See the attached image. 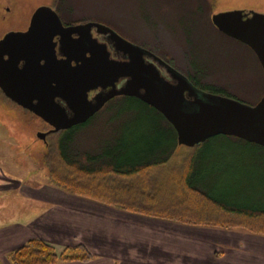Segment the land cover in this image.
Returning <instances> with one entry per match:
<instances>
[{
    "label": "rangeland",
    "instance_id": "rangeland-1",
    "mask_svg": "<svg viewBox=\"0 0 264 264\" xmlns=\"http://www.w3.org/2000/svg\"><path fill=\"white\" fill-rule=\"evenodd\" d=\"M41 6L53 8L66 23H96L111 28L126 41L169 62L207 92L221 90L223 95L250 105L262 94V70L255 55L243 43L220 32L212 16L236 9L264 13V0H0V38L25 29ZM154 121L159 123L155 125L159 132H168L169 124L151 106L119 96L89 124L49 133L47 141L52 144L72 136L73 150L98 156L117 151L123 140L142 133L138 129L146 130ZM47 130L41 118L0 95V168L7 177L49 179L45 152L50 147L39 137ZM144 133L157 135L156 130ZM199 150L203 156L199 158L205 163H197L196 170L208 188L217 186L221 195L231 196L241 205L264 206V148L219 135L197 144L178 143L161 149L167 154L163 166L179 169L182 175L184 161L195 158ZM170 189L174 197L180 195L176 185Z\"/></svg>",
    "mask_w": 264,
    "mask_h": 264
},
{
    "label": "water",
    "instance_id": "water-1",
    "mask_svg": "<svg viewBox=\"0 0 264 264\" xmlns=\"http://www.w3.org/2000/svg\"><path fill=\"white\" fill-rule=\"evenodd\" d=\"M212 22L223 34L248 46L264 70V13L224 11L214 14ZM94 28L98 34L109 35L127 60L111 59L107 45L93 37ZM75 35L78 38L73 40ZM57 37L67 56L58 70L49 65L56 59ZM40 52L46 54L45 67L40 65ZM70 53L80 56L76 66L71 65ZM20 59L26 62L21 71L17 69ZM14 69L21 72L24 86L10 81ZM53 77L54 87L50 84ZM124 79L126 84L118 88ZM0 87L11 100L50 124L54 132L84 124L112 98L128 96L161 113L177 131L180 144L225 135L264 147V95L250 105L202 90L153 52L126 41L111 28L96 23L65 26L48 6L34 12L27 31L9 32L0 41ZM98 88L111 89L91 99L90 93Z\"/></svg>",
    "mask_w": 264,
    "mask_h": 264
},
{
    "label": "crops",
    "instance_id": "crops-1",
    "mask_svg": "<svg viewBox=\"0 0 264 264\" xmlns=\"http://www.w3.org/2000/svg\"><path fill=\"white\" fill-rule=\"evenodd\" d=\"M0 201L3 264L34 239L59 253L84 246L93 256L61 264H264V235L134 213L73 195L49 179L7 177L1 168Z\"/></svg>",
    "mask_w": 264,
    "mask_h": 264
},
{
    "label": "trees",
    "instance_id": "trees-1",
    "mask_svg": "<svg viewBox=\"0 0 264 264\" xmlns=\"http://www.w3.org/2000/svg\"><path fill=\"white\" fill-rule=\"evenodd\" d=\"M253 54L260 64L256 54L254 52ZM260 67L263 88L255 104L264 95V70L261 64ZM193 83L199 86L195 81ZM211 93L244 102L235 96L223 95L224 92L221 93V90H212ZM152 109L169 124L168 132H159V128L156 127L159 123L154 121L153 125L147 127L146 130L138 129V132L142 133L133 134L132 132V139L128 136V140H123L117 151H106L98 156L81 153L79 150L72 149V136L61 138L52 144L49 143L50 149L45 152L46 161L50 166L49 180L55 186L73 195L134 213L169 219L187 225L239 228L250 233L264 235L263 205L238 204L230 198L231 196L221 195L217 186L208 188L204 183L203 175L196 170L197 163L203 164L204 162V159H200L203 157L202 150L193 155L195 158L184 161L185 168L182 170V175L179 169H174V167L168 169L169 167L163 166L167 162V154L161 149L175 147L179 143V137L165 117L153 107ZM90 121L76 127L87 125ZM153 130L157 132L155 137L144 133V131ZM174 185L180 192L178 197H174L170 189V186ZM186 195L195 198L198 203H193L191 201L193 199ZM183 197L186 200H183ZM92 258V254L84 246L66 248L59 253L53 245L40 239L27 242L10 255L12 264L88 262ZM0 264H3L1 259Z\"/></svg>",
    "mask_w": 264,
    "mask_h": 264
},
{
    "label": "flooded vegetation",
    "instance_id": "flooded-vegetation-1",
    "mask_svg": "<svg viewBox=\"0 0 264 264\" xmlns=\"http://www.w3.org/2000/svg\"><path fill=\"white\" fill-rule=\"evenodd\" d=\"M247 11V10H246ZM63 21V20H62ZM30 23H31V19H30V21H29V24L27 25V27L25 28V29H23V30H21V32H25V31H27L28 29H29V26H30ZM63 23H64V25L65 26H72V25H78V24H81V23H66V22H64L63 21ZM83 24V23H82ZM93 37L94 38H96L97 40H98V42H99V44L101 43V44H106L107 45V48H108V51L110 52V54H111V59H114V60H118V61H126L127 60V57L126 56H124L122 53H120V52H118L117 50H116V48H115V44H114V42H113V39L112 38H110L109 37V35H104V34H98V32H97V30L94 28L93 29ZM4 38V36L2 37V38H0V41L2 40ZM78 37L75 35V36H73V40H75V39H77ZM55 40V42H56V45H54V50H55V54H56V59H52L51 60V62H50V66L51 67H55L56 68V70H58V66L60 65V64H62L63 63V61L67 58V56H65L64 54H65V52H64V50H65V47H64V43H61V38H55L54 39ZM68 40L69 39H67L66 40V42H68ZM72 40V39H71ZM64 42V41H63ZM68 46V45H67ZM69 47V46H68ZM67 51H69V48L67 49ZM40 55H41V59H40V65H41V67H45L46 65H47V63H48V61L46 60V59H44L43 57L46 55V54H44V53H42V52H40ZM90 54H88V56H89ZM70 56L71 57H73L72 59V62H71V65L72 66H76L77 65V61H79V58H80V56L79 55H76V54H74V53H70ZM15 58V57H14ZM20 60H22L19 64H17V69H19L20 71L22 70V68L25 66V64H26V62L23 60V59H20ZM149 61H152L151 59H148ZM13 62L14 63H16V61H15V59H13ZM166 62V61H165ZM168 64H169V62H167ZM161 70H162V72H163V74L164 75H166L167 77H169V75H168V73L166 72V70L164 69V68H161ZM12 78H11V82H12V80L13 81H15L16 83H18L19 85H21V86H24L25 85V82H23V80H22V78L23 77H21V72L20 73H16V70L14 69V70H12ZM47 81H48V79H47ZM47 81H46V83H47ZM55 80H54V77H53V79L52 78H50V84H51V86L52 87H54V86H56L57 84L54 82ZM10 82V83H11ZM43 82H44V78H43ZM126 82H127V80L126 79H124V80H121V81H119V83H118V88H121L122 86H124L125 84H126ZM13 84V83H12ZM110 89L111 88H107V89H101V88H98V89H96V90H94V91H92L91 93H90V98L91 99H93L95 96H97L98 94H101V93H107L108 91H110ZM0 95H2L4 98H6V99H9L10 101H12V103H14V105L16 104L17 105V107H19L20 109H24L23 107H21L20 105H18L16 102H14L13 100H11L9 97H7L6 96V94L3 92V90L1 89V87H0ZM116 97H119V96H116ZM116 97H114V98H116ZM121 97H128V96H121ZM114 98H112V99H114ZM131 98H135V97H131ZM112 99L111 100H109L108 102H106L105 103V105L98 111V112H96L95 114H94V116H92L88 121H90L92 118H94L100 111H102L104 108H105V106L110 102V101H112ZM135 99H137V100H140V99H138V98H135ZM60 101V100H59ZM141 101V100H140ZM141 102H143V101H141ZM144 103V102H143ZM26 111H28L29 113H31V114H33L31 111H29V110H27V109H25ZM34 115V114H33ZM35 116V115H34ZM44 121V120H43ZM87 121V122H88ZM86 122V123H87ZM44 123L48 126V130L46 131V132H44V133H40V135H43V134H46L45 135V138L43 139L46 143H47V145H49V141H47L48 139V134L49 133H54V131H53V127L50 125V124H48L47 122H45L44 121ZM86 123H84V124H86ZM78 126V125H77ZM74 127H76V126H74ZM70 129V128H69ZM57 133V132H56ZM41 138V137H40ZM42 139V138H41Z\"/></svg>",
    "mask_w": 264,
    "mask_h": 264
}]
</instances>
